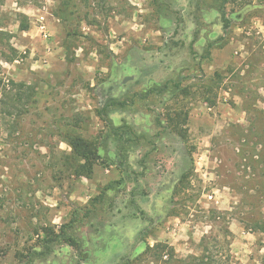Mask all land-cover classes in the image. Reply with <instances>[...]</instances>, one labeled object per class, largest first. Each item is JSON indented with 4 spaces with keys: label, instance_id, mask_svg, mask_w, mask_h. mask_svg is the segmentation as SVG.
<instances>
[{
    "label": "rangeland",
    "instance_id": "1",
    "mask_svg": "<svg viewBox=\"0 0 264 264\" xmlns=\"http://www.w3.org/2000/svg\"><path fill=\"white\" fill-rule=\"evenodd\" d=\"M260 225L264 0H0V264H264Z\"/></svg>",
    "mask_w": 264,
    "mask_h": 264
},
{
    "label": "trees",
    "instance_id": "2",
    "mask_svg": "<svg viewBox=\"0 0 264 264\" xmlns=\"http://www.w3.org/2000/svg\"><path fill=\"white\" fill-rule=\"evenodd\" d=\"M227 1L228 0H222V3H227ZM65 5H66V7L67 8H69V2H66L65 3ZM68 10V9H67ZM223 11V10H222ZM224 20H226L227 21V23H226V26H228V20L227 19H224ZM22 28L23 29H26V28H28V24H23L22 25ZM11 86L12 87H10V90H13L14 91V93H13V97L18 101V102H27L28 101V103L30 102V101H34L35 99H33L34 98V96H35V93H37V91H35L36 89H35V86L34 85H32V84H27V83H16V82H13V81H11ZM155 90H158V89H155ZM103 115V114H102ZM115 132V131H114ZM75 143L77 144V145H79L80 144V142L78 143V142H76L75 141ZM75 144V145H76ZM80 148V147H79ZM260 227L261 228H263L264 229V225H260ZM71 241V240H70ZM74 244V243H73ZM157 247L158 246H160V244H158L157 243V245H156Z\"/></svg>",
    "mask_w": 264,
    "mask_h": 264
},
{
    "label": "built area",
    "instance_id": "3",
    "mask_svg": "<svg viewBox=\"0 0 264 264\" xmlns=\"http://www.w3.org/2000/svg\"><path fill=\"white\" fill-rule=\"evenodd\" d=\"M38 21L40 22V26H41V31H42V34L45 38H47L49 35H50V32L48 30V27H47V23H45L46 19H45V15L41 14L39 16V19Z\"/></svg>",
    "mask_w": 264,
    "mask_h": 264
},
{
    "label": "water",
    "instance_id": "4",
    "mask_svg": "<svg viewBox=\"0 0 264 264\" xmlns=\"http://www.w3.org/2000/svg\"><path fill=\"white\" fill-rule=\"evenodd\" d=\"M129 78H130V77L125 78L124 81H127Z\"/></svg>",
    "mask_w": 264,
    "mask_h": 264
}]
</instances>
